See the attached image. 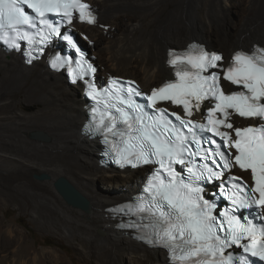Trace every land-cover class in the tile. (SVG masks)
Masks as SVG:
<instances>
[{
    "label": "snow or ice",
    "instance_id": "1",
    "mask_svg": "<svg viewBox=\"0 0 264 264\" xmlns=\"http://www.w3.org/2000/svg\"><path fill=\"white\" fill-rule=\"evenodd\" d=\"M52 17L68 25L74 18L97 22L83 0H0V40L17 50L19 41H27L43 54L51 39L59 37L81 59L57 54L51 66L74 63V82L95 73L78 42L62 33V24ZM169 56L173 78L150 93L138 85L125 87L117 78L104 89L86 81L88 96L104 106L92 108L95 123L89 128L103 136L116 163L155 166L146 195L116 209L138 218L121 227L145 229L138 238L165 248L172 264H264V47L236 51L227 63H221L222 54L198 43ZM222 80L235 89L226 91ZM141 96L146 103L136 99ZM161 102L176 105L183 115L158 107ZM202 105L203 119L194 118ZM233 116L255 123L238 126ZM236 166L250 172L251 186L239 176L227 177L235 182L224 186V172ZM213 181H221L219 195L231 205L223 211L205 198L204 185Z\"/></svg>",
    "mask_w": 264,
    "mask_h": 264
},
{
    "label": "bare ground",
    "instance_id": "2",
    "mask_svg": "<svg viewBox=\"0 0 264 264\" xmlns=\"http://www.w3.org/2000/svg\"><path fill=\"white\" fill-rule=\"evenodd\" d=\"M87 1L98 9L100 21L113 28L127 19L126 27L120 32L114 29L110 37H104L99 26H78L96 41L92 53L106 66L104 72L114 70L118 73H111L114 76L137 79L144 88L171 77L165 62L172 42L186 48L195 37L207 45L217 44L227 58L238 47L251 51L255 41L264 42V18L257 24L247 21L234 35L224 26L214 29V18L221 19L235 7V0H178L172 19L150 35L143 27L149 16L163 10L165 0ZM99 3L106 5L102 8ZM254 5L250 0L251 8ZM196 10L202 19L196 17ZM86 105L82 86H71L64 72L48 69L47 57L26 65L21 54L8 55L0 49V202L14 204L38 228L63 236L95 258L96 264H168L163 251L149 249L118 230V220L107 211L137 193L146 174L139 168L119 171L99 165V140L82 134ZM31 132H41L50 140H31ZM114 172L122 175L114 178ZM43 174L49 179L36 178ZM61 177L86 197L89 212L64 200L55 187ZM99 183L109 191L99 190ZM56 258L52 251L30 244L17 225L0 219V264H55Z\"/></svg>",
    "mask_w": 264,
    "mask_h": 264
},
{
    "label": "rangeland",
    "instance_id": "3",
    "mask_svg": "<svg viewBox=\"0 0 264 264\" xmlns=\"http://www.w3.org/2000/svg\"><path fill=\"white\" fill-rule=\"evenodd\" d=\"M177 3H178V0H165L163 10L160 13L157 12L154 15L149 16L148 19L146 20V23L143 27L145 34L150 35V34H152V32H154V31L156 32L158 30V27L160 26V24L162 22H166V21H169L170 19H172V15H173L174 10L177 7ZM208 3L209 2H207L206 4H208ZM99 4L101 5L102 8H103V5H106L105 3L103 5H102V3H99ZM233 4H235V7L230 8L227 11H225V14L223 15V17L221 19L214 18V25H215L214 29L215 30L224 26V28L228 29L229 33H232V35H234L235 33L240 31V29H242L244 27V25L246 24L247 21L252 22V24L253 23L257 24L263 20L262 18H264V16H263L264 15L263 14L264 13V0H254L255 5L252 8L250 6V0H235L233 2ZM97 11H98V9H97ZM195 13H196V17L198 19H202L200 10H196ZM119 21H120L118 24L119 27L117 29L113 28L111 24H108L106 22L101 21L102 24L110 27L109 29H103L104 32H101V34L104 37H107V36L110 37V36L114 35V34H110V32L112 33V31L114 29L116 30V32L117 31L120 32L122 27H126L127 19L122 18ZM82 31L84 33H86L87 35H89V33L86 29H83ZM104 37H101L103 39V41L105 40ZM193 38H194L193 41L200 40V42H203L201 39H198L195 37H193ZM94 42L96 43V41H94ZM255 42L257 44L264 45V42H260L259 40L255 41ZM203 43H206V42L204 41ZM94 46H95V44L89 48L91 50V52L93 51L92 49L94 48ZM208 46H209V48L217 49V50L224 52V50H222L221 47H219L217 44L215 45L217 47L211 46L209 44H208ZM241 46H243V45H241ZM169 47H172L175 49H180L179 45L174 43V42H172L169 45ZM239 48H241V47H238L237 49H239ZM224 54L226 55L225 52H224ZM96 62L101 67V73L104 72L106 70V66H102L101 63L99 62V59H97ZM110 71H111V73L118 74L114 70H110ZM121 72H122L121 74L124 75V73H123L124 71H121ZM157 84H155V85H157ZM26 110H30V108L26 109ZM33 133L34 132L30 133V139L31 140H34V138L32 137ZM142 170H143L142 173L144 175L148 172V171L145 172L144 171L145 169H141V171ZM119 173L114 172V178H117L118 176L122 175ZM98 187H99V190H101V191H104V190L109 191L106 188V186L103 185L102 183H99ZM111 191L112 192H118L119 190L118 191L111 190ZM127 191H125V192H127ZM124 194L125 193L123 192V195ZM129 197H131V196H127V198L124 199L123 201L128 200ZM111 203H113V202H110L107 205H109ZM0 206H1L0 207V219H3L4 224H10L11 223V224L15 225V227L17 225V227H19V229L24 230V232L26 233V236L28 237V242L30 244L34 243L35 248H37L39 250L47 249L49 251H52V253L56 254L57 258L55 259V261H56L55 264H96L95 258L87 257L81 248H78L76 245L70 244L63 236H61L59 234L46 232V231H43L40 228H38V226L35 224V222L31 219L30 215L22 213L18 208H16L17 206H15L14 204H12L10 202L8 203V202L1 201ZM6 249H7V246H5V248L3 250L6 251ZM60 261H62V262H60Z\"/></svg>",
    "mask_w": 264,
    "mask_h": 264
},
{
    "label": "water",
    "instance_id": "4",
    "mask_svg": "<svg viewBox=\"0 0 264 264\" xmlns=\"http://www.w3.org/2000/svg\"><path fill=\"white\" fill-rule=\"evenodd\" d=\"M33 138L40 141L50 140L41 132L34 133ZM36 178L39 180H46L49 179V176L43 174L41 176H36ZM55 187L69 205L80 208L86 212L90 211V204L86 197L68 179L64 177L59 178L55 183Z\"/></svg>",
    "mask_w": 264,
    "mask_h": 264
},
{
    "label": "trees",
    "instance_id": "5",
    "mask_svg": "<svg viewBox=\"0 0 264 264\" xmlns=\"http://www.w3.org/2000/svg\"><path fill=\"white\" fill-rule=\"evenodd\" d=\"M31 231V230H30Z\"/></svg>",
    "mask_w": 264,
    "mask_h": 264
}]
</instances>
